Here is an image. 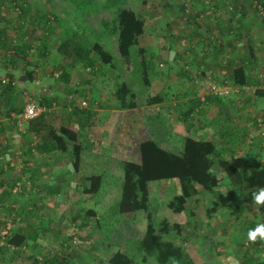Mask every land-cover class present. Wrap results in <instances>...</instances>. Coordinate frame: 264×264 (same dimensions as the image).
Masks as SVG:
<instances>
[{"label":"rangeland","instance_id":"1","mask_svg":"<svg viewBox=\"0 0 264 264\" xmlns=\"http://www.w3.org/2000/svg\"><path fill=\"white\" fill-rule=\"evenodd\" d=\"M93 1L89 5L87 2L79 0L76 2L80 5L79 7L71 0H0V24H2L0 28L7 27V25H3V22H9L11 27L17 25L21 20L22 7L29 9V20L38 18L42 20L46 15H49L52 20L49 24L45 23L46 21L39 24L35 31V36L43 34L42 32H45L46 37L49 36L52 52L46 56L47 59L43 58V62L41 59L37 61L32 59V71L24 73L26 79H18V82L14 78L15 90L6 93L1 89V93L9 97L15 92V96L19 94V98H23L25 102L30 96L34 98L43 96L44 92L49 93L47 98H60L59 104L53 107L55 111L60 107L59 111L57 110V114L51 118L55 128L58 129L63 125L70 128L73 126L81 133L83 141L89 142V147L93 151L95 150V153L107 154V157L99 160L92 158L95 164H91L88 168L89 172L102 176L101 186L97 193L86 191L90 181L84 180V177L87 178L90 175L79 176L77 174L78 170L76 171L73 166L74 155L71 149L58 154L63 165L55 173L62 175L61 180H57L59 177L55 176L50 167L46 168L48 175L41 173V178L34 180L29 173L30 168H27L26 164L22 166L18 164L17 167L10 165L13 163L12 161L0 164V236L4 235L9 228L23 227L27 232L37 236L36 247L30 249L28 247L29 253L32 251L38 253L39 257L41 254H45L47 257L55 254L58 261L64 253L69 257L70 264H106L102 262V257L106 253H111L107 246L112 236L116 234L114 228L122 217L127 218L141 229L146 228L147 211L120 214L116 209V204L122 195L123 166L121 161L137 158V142L140 139L146 136L150 137L156 131L155 134L164 145L178 149L180 141L187 135L207 138V135L201 136V130L198 129L200 124V127L205 128L206 132H217L218 127L215 125L218 122H215L214 126L213 123L208 126L206 122L207 119L213 117L215 121H218L216 118L220 112H223L220 107L215 108L219 109L218 111L215 109L213 111L214 107H210L209 111L200 112V116L193 113L194 117H185L186 115L182 117V114L187 110L191 107L194 108L192 105L195 104V101L192 100L196 99L190 96L196 89L192 86L196 75L187 79L183 75L186 70L184 68L187 66L186 63L190 64L189 59L191 58L195 60V66H198L196 69L198 70L200 67L196 62L197 59L187 50L192 43L201 47L215 46L216 39L210 36L217 37L218 35V29L208 25L206 20L200 19L195 25L187 18V14L191 12H194V15H203L202 9L205 14V8L200 1L127 0L129 6L144 16L146 23L145 33L139 37L140 46L145 48L143 55L151 64L148 71L149 83L146 84L138 71L137 63L122 58L118 52L117 33L113 30L117 22L118 7L106 9L104 7L105 0ZM182 4L189 5L186 15L181 10ZM228 8V4H221L220 14L225 16L231 14L230 10L232 9ZM77 9H80L79 13ZM89 9L91 10L88 11ZM93 10H97L98 13H93ZM87 11L92 14L87 15ZM13 31L10 34H14ZM31 37L35 44L38 38L30 35L29 38L31 39ZM68 37L73 40V44L87 50H90L93 43L99 42L114 55V66L105 64L96 50H92L88 55L93 59V63L82 59L83 57H80L72 47H68L70 48L68 51L60 50V43L66 41ZM200 38L203 39L199 40ZM132 51L134 61L138 57V52L136 49H132ZM183 51H186L185 55L176 54ZM29 63L30 61L26 65ZM35 67H39V71ZM210 70L208 69V72ZM57 72L61 73L57 75ZM29 73H34V75L29 76ZM39 79L43 84L36 82ZM122 82H127L136 92L137 108L120 109L117 107L119 103L115 96V90ZM24 84L26 86H23ZM67 85L73 88L78 86L79 91L82 88L83 94L87 92L90 98H87L88 94H86L87 97L76 99L75 91L69 93L68 87L67 90H64ZM224 85H227L225 87L229 91L233 87H229V83ZM42 87H45L46 91L42 90ZM185 91H188L187 95H185ZM56 92L59 95H55ZM157 94H162L163 102L158 105H149L146 98ZM43 98L40 102L45 104ZM226 99L229 100V98ZM25 102L11 106L8 112L3 111L4 116L0 118V123L12 124L17 132L26 129L27 124L17 123V115L23 111ZM76 108H81L83 112L86 110L85 115L89 112L90 118L82 123V116H79V112L71 113ZM11 109H14L16 114L12 115ZM225 110L236 114V108L232 107L231 110L225 107ZM256 116L264 120L260 114ZM118 117L123 118L121 125H117L118 119H120ZM262 124L264 126V121ZM112 126V131H115L116 128V131L120 132L121 127L124 129V133L128 131L129 141L132 142L136 138L129 149H126L124 140L122 141L120 138L117 141L112 140L113 133L109 131ZM1 135V144L9 145L5 142L9 136L4 135L1 138ZM214 136L220 143L218 141L220 135L216 133ZM32 141L37 143L36 139ZM110 141L111 145H108ZM263 141L261 140V145H264ZM248 142H250L249 138ZM110 147H113L112 151H110ZM28 165L31 166V164ZM252 170H256L255 177L257 179L264 177L262 166ZM248 171L249 168L245 169L246 173ZM224 181L227 182V178ZM173 185L174 180L168 179L151 182V210L157 214H154V218L155 216L157 218L164 216L171 222L178 220L184 223L192 217L183 212H173L162 206L166 199L179 191ZM249 185L255 187L261 183L256 181ZM221 190L225 191V186H222ZM195 209L200 215L199 226L195 229L186 226V233L177 237L171 236V238L189 253L194 264H230L231 260L242 264L243 255L241 253L251 244L247 239V234L250 229L254 228L249 227L248 231L247 228H242L239 233L234 234L231 231L237 228V222L231 223L228 216L222 215L221 212L214 222L205 223L209 224L207 232L214 237L213 245L202 243L200 238L194 242L192 239L197 235L200 237L199 233H202L203 229L201 228L205 225L204 221L207 222L203 204L196 205ZM88 210L95 211V215L89 214ZM0 242L3 241L0 240ZM48 242L51 243V248L47 247ZM32 243L33 241L30 242V245ZM122 250L134 258L135 264H157L151 257L144 259V255L137 248L136 241L132 239L127 240ZM33 255L36 256V254ZM256 255L262 258L259 264H264V250Z\"/></svg>","mask_w":264,"mask_h":264},{"label":"trees","instance_id":"2","mask_svg":"<svg viewBox=\"0 0 264 264\" xmlns=\"http://www.w3.org/2000/svg\"><path fill=\"white\" fill-rule=\"evenodd\" d=\"M78 1L79 0H71L73 4ZM80 1L87 2L89 5L94 2L93 0ZM198 1L203 4L205 14L204 9H202L203 15H194L195 13L191 12L187 14V18L195 23V25L200 19L206 20L208 25L218 29L219 37L218 35L217 37L210 36L216 39V41H214L215 46L212 47L221 49L228 45L231 46L235 36L233 34L234 30L232 29L236 28V24H233L232 17L230 20H227V18L230 15H233L235 18L238 8L243 4L236 0H209V4L205 3V0ZM244 1L247 6L252 4V7L255 8V14L264 21V17L260 15L256 8L258 4L264 7V0ZM221 4H228V7L232 9L230 10L228 8L232 12L228 17L220 14ZM77 5L80 7L79 4ZM115 6L118 7V11L117 22L113 30L117 33L118 52L122 58L137 63L138 71L141 73L144 83H149L148 71L151 64L143 55L145 48L141 47L139 44V37L144 34L146 30L144 16L129 6L127 0H105L104 7L106 9ZM90 10L91 9L88 11ZM181 10L184 15H186V12L189 11V5L182 4ZM88 11L86 12L87 15L89 13L92 14V12L98 13L97 10H93L92 12ZM29 12V9L21 8V20L17 25L10 28L11 31H13L14 28V34H4L5 32L2 33L3 30L0 28V57L5 62L25 59L30 61L27 58L33 56H36V60L43 58L47 59L46 56L49 52H52L50 38L49 36H45V32H42L43 34H39V36H35V31L39 24L45 21L47 24L51 23L52 20L50 16L46 15L45 19L42 20H40V18L37 20H29ZM77 12L79 13L80 9H77ZM234 33L236 34V32ZM30 35L38 38L35 44L32 37L31 39L29 38ZM72 41L73 40L68 37L66 41L60 43L59 49L68 51L70 49L68 47H72L80 57H83L82 59L92 63L93 59L89 58L88 55L92 50H96L105 64L114 66V55L106 50L99 42L93 43L90 50H87L78 47L73 44ZM250 45L253 46L248 42L247 46ZM6 47L8 48L6 49ZM198 47L201 46L198 45ZM231 47L234 46L232 45ZM132 49H136L138 52V57H136L134 61L132 58L134 54ZM251 58L252 56L250 57V55H247L244 58H236V62L234 58L228 60L227 63L229 67H232L231 77L235 84L245 85L247 83L250 70L249 65L252 64ZM234 63L236 66L233 67ZM31 74L32 73H29L28 75L31 76ZM2 78H8L11 82L15 80L7 75L0 78V87L4 92L8 93L10 90H15L14 84L11 82L3 83ZM216 95L219 96V94ZM115 96L119 103L117 107L120 109H134L138 106L137 94L127 82H122L116 87ZM219 98L222 102L228 101H224L220 96ZM219 98L210 99L212 102H215L218 101ZM230 99L232 98H229V102L231 103L236 101L234 98L232 100ZM163 100L164 97L162 94L146 98L149 105H158L163 102ZM46 101H49V99L46 98ZM197 103L198 99H195V104L192 106L195 107ZM219 103L220 101H218V104ZM220 106L223 112H220V115L216 118L218 121L214 120L218 122L217 125L219 126L220 121L223 120L227 114L232 115L231 111L225 110V107L232 110L229 103H222ZM192 109L191 107V109L187 110L182 114V117L183 115H186L185 117H194L193 113L196 112H193ZM196 114L200 116V112ZM154 115L156 116V113ZM118 118L119 122L117 125H121L123 118ZM44 119L43 117L38 118L36 121L37 123L32 125L39 135L33 138L39 139V144H42L41 147H46L47 149L45 150L48 152L65 153L71 149L74 155L73 166L76 171L79 170L82 147L79 143L77 132L69 126L64 125L56 129L52 125L47 124ZM262 121H264L262 118H255L254 120L258 129V134L256 138L255 136L251 138L249 142L251 145L255 143L261 144V140H264V126ZM112 129L113 126L109 130L110 133H113L111 136L112 140L117 141L119 138L124 140V137L121 136L122 127L120 132L116 131V128L115 131H112ZM3 132L4 129L0 127V133ZM115 132L116 134H114ZM155 132L150 137L146 136L139 141L137 140V158H128L121 161L123 166L122 195L116 204V209L120 214L141 210L147 211L146 228L141 229L131 223L127 218L122 217L114 228L116 234L112 236L107 246L111 253H106V255L102 257L103 263L135 264L134 258L124 253L122 250L127 240L132 239L136 241L137 248L139 252L144 255V259L151 257L157 264H184L186 262L188 264H194L189 253H187L181 245L177 244L171 236L177 237L183 235L187 232V230H185L187 228L186 226L194 229L199 226L198 219L200 215L195 209L198 204H203L205 210V220H207V222L204 221V224L210 223L211 221L214 222V219L222 212V215L228 216L231 223L237 222V228L239 227L240 229H233L231 232L234 234L238 233L242 228H247L248 231L249 227L255 228L258 224L264 223V215L259 214V206H254L253 204L252 193L255 191L250 190L251 186L245 174V167L242 168L238 164L221 157L219 142L212 138H200L187 135L180 141L179 148L173 149L164 145ZM126 133H128V131H126ZM127 139H129V137ZM262 167L264 168V166ZM225 178H227V182L224 181ZM101 179V175L84 177V180L90 181V185L86 187V191L89 193H97L101 186ZM166 179L174 180L173 187L179 191L166 199L165 203H162V206L164 208L167 207L173 212H183L185 215L187 214L192 217L184 223L178 220L171 222L164 216L159 218L155 216L154 218V214L156 213H153L151 210V182ZM222 186H225V191L221 190ZM226 191V194L223 193ZM156 206L158 207L159 205ZM88 213L95 215V211L93 210H88ZM192 219H194L193 222ZM208 225L209 224L203 225L201 228L203 229L201 230L202 233H199L200 237L197 235L192 241L196 242V239L200 238L202 243L205 242L208 245H213L214 237L207 232L209 228ZM36 239L37 236L34 233L27 232L23 227L17 226L15 228H9L4 235L0 236V240L3 241L2 243L0 242V264H70L67 254L64 253L59 261L55 254L50 257L41 254L39 257L33 255L32 252L29 253L28 247L29 249L32 247L30 242ZM263 243L264 242L258 240L256 243L248 245L241 253L243 255L241 258L242 264H259L262 258H260L261 256H257L256 253L264 250Z\"/></svg>","mask_w":264,"mask_h":264},{"label":"crops","instance_id":"3","mask_svg":"<svg viewBox=\"0 0 264 264\" xmlns=\"http://www.w3.org/2000/svg\"><path fill=\"white\" fill-rule=\"evenodd\" d=\"M236 1L241 2L243 4V7L241 6L240 8H238L235 18L233 15H226V17L229 16L227 20H230L232 17L233 24H236V28L232 29L234 30V32H236V34L233 32L235 36L232 45L234 47H231L232 45L225 46L221 49L207 46L198 47L192 43L191 47L188 48L189 50H187V52H190L191 55L197 59L196 62L197 64L199 63L200 67L197 70L196 68L198 66H195V60L191 58L189 59L190 64L186 63L187 66H185L186 68H184L186 70L184 71L185 73H183V75L187 79H191L193 75H196V79L194 81L195 84L193 83L192 85L196 89L192 91V95L190 96L192 98L198 99L197 105H199H196L193 108L194 110L192 109L193 112L197 113L205 112L207 110L209 111L210 107H214L212 108V110L216 107H220V110H222L220 106L222 103H229L231 107L236 108V114H227V116L223 120H221L222 122L220 121V126L215 125L214 117L207 119L206 124L208 125L210 123H213V126L215 125L218 127L217 132H206L205 128L200 127L201 124L198 125V129L201 130V136L207 135V138L211 137L214 138V140H216L214 136L216 133L220 135V156L230 160L235 164H238L242 168L245 167L246 170H248L249 168V171L247 173L245 172L248 178V182L253 184V182L258 181L259 183H261V185L250 187V190H254L256 192L259 190L260 187H264V177L261 179H257L255 177L256 170L252 169L258 166H264V145H261L260 143H255L254 145H251L248 142V138L250 141L253 136H255V138L257 137L258 129L254 123L255 118H257L256 115L260 114L262 115L261 117L264 118V21L255 14V8L252 7V4L247 6L244 0ZM1 25L2 24H0V26ZM3 25H7V27L5 26L1 28L3 30L2 33L5 32L4 34L7 35L12 33L10 29L11 24L9 22H3ZM248 42H250V44H252L253 46H247ZM185 52L186 51L179 52L176 54L185 55ZM247 55H250V57L252 56V64L249 63L251 65H249L250 70L248 73V81L245 85L235 84L231 77L232 67L230 68L227 62L230 58H234L236 62V58H244ZM27 59H29L31 62L32 59L37 58L36 56H33L28 57ZM41 60L43 62V59ZM21 61L5 62L0 57V78L7 75L9 77L16 78L17 80H25L26 76L24 73L32 71L33 63L31 62L29 63V65H26L28 62L26 59L25 61H22L24 62V64H22ZM213 64L215 65L213 66ZM234 66H236L235 63L233 64V67ZM35 69L39 71V67H35ZM208 69H211L210 72H208ZM193 71H195L196 73L194 74ZM32 75H34V73H32L31 76ZM36 82L40 83L41 80L39 79ZM228 83L230 84L229 87H233L230 88L228 94L220 93L219 96L224 101L227 100L226 98L237 99L235 102L232 103L229 102V100L226 102H222L219 96L216 95L218 93H215L210 88V85L212 86L214 84L220 85V88H222L224 86H227L224 84ZM23 86L26 85L24 84ZM67 87L69 88V93H74V91L76 92V99L78 97H87L86 94L88 93L86 92L83 94V90H81L82 88H80L79 91L78 86H75L73 88L67 85L65 86L64 90H67ZM1 89L2 88L0 87V118L4 116L3 113L5 112V110L8 112L11 106H15L19 102L21 104L25 102L23 98H19V94L15 96V92L7 98L6 94L1 93ZM42 90L46 91V88L42 87ZM187 92L185 91V95H187ZM232 94H234V96H232ZM42 95L43 96L41 97H44L45 95V98H43V100L45 104L49 107V110L43 112L40 116L31 120L27 124V128L22 130V132H17L16 128L13 127L10 123H0V127L5 130L3 133H0V135L2 134L1 138L4 137V135L9 136V139L5 140L6 143H9V145H2L0 142V164L7 163L9 161H12L14 163L10 164L14 165V167H17L18 164H20V166L26 164V166H28L27 168H30L29 173L34 180L36 178H41V173L43 175H48V173H46V168L50 167L51 170L55 173L56 170H58L60 166L63 165V163L61 162L62 159L60 160L59 158V155L62 154V152H48L45 150L47 149L46 147H41L42 144H39V139H36L37 143H34V141H32L34 139V136H39L37 134L38 132L36 131V129L32 127L34 123H37V119L43 117L45 118L44 120L47 124L52 125L55 128L53 119L51 118H53V115L57 114V112L59 111L58 109L60 108L58 107V111H55L53 108L56 104H59L60 98H48L49 101H46L47 95H49V93L46 94V92H44ZM55 95H59V93L56 92ZM87 98H90L89 94ZM210 98H219L218 101H220V105L218 104V101L212 102ZM192 101H195V99ZM76 112H79V116H82V123L84 120H88L90 118L89 112H87L85 115L86 110H84L83 112L81 108H76L71 111L72 114ZM11 114H16V111L13 109L11 111ZM78 118L81 119V117ZM72 129L77 132L78 140L82 147L81 161L77 174L79 176L96 175V173L89 172L88 169L91 164H95L92 158H96L97 160H99L103 157H107V154L101 155L95 153V150L93 151L89 147V142L83 141L84 139L81 138L82 135L81 133H79V131H77V128H74L72 126ZM123 131L124 129L121 131V136L124 137V141H122L126 143H123L126 149H129L130 145L134 144L136 138L132 142L129 141V139H127V133H124ZM108 145H111V141L108 142ZM112 148L113 147H110V151H112ZM250 160L251 162H249ZM28 164H31V166H29ZM56 175L57 174L55 173V176ZM57 176L59 177L57 180H61L62 175L58 174ZM259 214L264 215V206H259ZM238 229L240 228L238 227L237 230ZM70 243L72 244V241ZM36 244L37 242L33 241V243L31 244L32 248L34 246L36 247ZM47 245V247H52L50 242H48ZM32 253L36 254V256L39 255L38 253H34L33 251Z\"/></svg>","mask_w":264,"mask_h":264},{"label":"built area","instance_id":"4","mask_svg":"<svg viewBox=\"0 0 264 264\" xmlns=\"http://www.w3.org/2000/svg\"><path fill=\"white\" fill-rule=\"evenodd\" d=\"M205 3L209 4V0H205ZM257 10L259 11L260 15L264 17V7L260 4L256 7ZM61 72H57L56 74L59 75ZM3 83H8L11 82L8 78H2ZM12 84H15V81L11 82ZM211 90L214 91L215 93H228V89L224 86L220 88V85H212ZM41 96H36L34 97H28L26 100L23 111L21 113H18L17 117V123L20 125L23 124H28L32 119L37 118L40 116L43 112H46L49 110V107L46 104H42L40 102ZM264 246V243H263Z\"/></svg>","mask_w":264,"mask_h":264},{"label":"clouds","instance_id":"5","mask_svg":"<svg viewBox=\"0 0 264 264\" xmlns=\"http://www.w3.org/2000/svg\"><path fill=\"white\" fill-rule=\"evenodd\" d=\"M223 193H227L223 192ZM252 201L254 206H264V187H260L258 191L252 193ZM250 243H256L258 240L264 242V223L258 224L254 229H250L247 234ZM230 264H237L235 260H231Z\"/></svg>","mask_w":264,"mask_h":264}]
</instances>
